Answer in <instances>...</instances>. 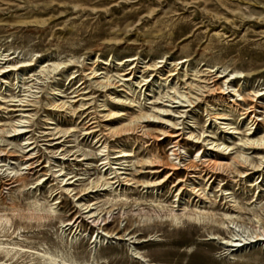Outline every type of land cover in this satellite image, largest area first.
<instances>
[{
    "label": "rangeland",
    "instance_id": "1",
    "mask_svg": "<svg viewBox=\"0 0 264 264\" xmlns=\"http://www.w3.org/2000/svg\"><path fill=\"white\" fill-rule=\"evenodd\" d=\"M132 68L136 78L125 82ZM0 71V151L16 156L0 159V264H264V151L245 143L264 139V109L252 130L246 115L255 96L264 108V0H0ZM208 76L211 95L185 85ZM233 90L248 101L229 102L224 93ZM111 107L128 113L115 127L142 126L151 137L100 127L108 135L98 143L101 133L87 127L94 116L107 124ZM23 115L30 120L21 124ZM176 124L182 160L160 134ZM18 126L26 133L14 132ZM129 140L123 149L132 157L118 161ZM30 151L34 172L24 160ZM152 155L163 165L158 180L167 166L216 156L248 165L195 179L204 200L192 192L177 198L172 183L144 186ZM110 167L126 183L79 200L110 178ZM63 180L77 197L61 198ZM89 205L109 222L104 229L87 218Z\"/></svg>",
    "mask_w": 264,
    "mask_h": 264
},
{
    "label": "bare ground",
    "instance_id": "2",
    "mask_svg": "<svg viewBox=\"0 0 264 264\" xmlns=\"http://www.w3.org/2000/svg\"><path fill=\"white\" fill-rule=\"evenodd\" d=\"M160 68H158V69H160ZM156 71H158V70H156ZM208 74L210 75L211 73H208ZM91 75L94 78H98L100 76V74H98V72H95V71H92ZM121 76L122 77H127V79L124 80L125 82H127V81H131L130 78H132V77L136 78V73H135V70L132 68V71L130 73L122 74ZM218 78H220V77H218ZM210 79H209V76H208L207 78H205L203 81H201L199 83L195 84L194 82H190V83H186L185 85H188L190 91L191 92H195L197 95H201V96H204L205 94H210L211 95V94L214 93L215 90L212 89V87L209 85ZM165 81H167V79ZM233 91H234V95L233 96H232L231 93H229V94L224 93V96L225 95L226 96L229 95V97H228L229 98V102H234V100H231V98L232 97L234 98V97H237V96L240 97V99H239L240 101H242V100L244 102L248 101L245 98H243L241 94L238 95V91L239 90H233ZM257 98L258 97L255 96V99L252 101L251 104H249V111L250 112H246V115L249 114V117L251 116V118H250L251 119V123H253L252 127L249 130H252L253 126L258 124L257 122L259 120H256V117L260 116V115H258V113H261V112H258V109H264L263 106L258 103V100H256ZM259 98H261V96ZM219 100L220 101H218V102L220 104H225V103L228 102V100L224 99V97H222V99H219ZM237 106H238V104H237ZM83 107H85V104L82 103L81 108H83ZM89 109L90 108H88L87 110L82 112L81 113V117L83 115L87 114V111ZM17 111H19V110H17ZM20 111L25 112L23 110H20ZM106 112L107 113L102 118H103V121L106 122L107 124H104L103 126L101 125V123H99V121H96L97 118L95 116L91 118L90 123L91 122L92 123L87 127V131H88L89 135L94 134L96 136L97 133H101V130L97 131V129L101 127L106 132H108V134H112L115 137L130 136V135H133L136 131H140V130H141L140 132L143 135L142 137H144V136H149V138L151 137L150 134H147V132L144 131V128L142 126H140L139 128L138 127L137 128H133V127L132 128H125L123 126L115 127L116 123H113L112 121H116L115 119H119V118H122L124 116H128V113H125L124 109L121 110V109H117L115 107H111L110 109H107ZM159 112H158L159 114H163L164 115L165 113H167V116L171 115L170 111H168V110L159 109ZM250 114H253V115H250ZM91 116H93V115L89 114L87 117H91ZM29 117H30L29 115H23L21 117L22 119L19 121V123H21V124L26 123L25 121L30 120ZM142 117L143 118L146 117V118L149 119L152 116H148V115H145V114L141 113V119H143ZM62 119L66 120V119H68V117L64 116ZM157 119H159V118H157ZM164 121L165 120L160 119V123L165 124V125L168 126L167 122H164ZM177 126H178L177 124L174 125V126H169V127H167L168 128L167 130L162 131L160 134H161V136H164L165 138L169 139V141H170V143L172 145V148H171L172 154L171 155L177 156L178 159L182 160V153H179V151L182 148V142H183L182 136H183V134L180 133L181 129L177 128ZM21 128H25V126L16 127L14 129L15 130L14 132L18 133V135H21L22 133H26V132L22 131ZM58 134H55V135H58ZM108 134H104L103 132L100 135L97 134L96 137L98 139V143H101L103 141V138L105 136H107ZM230 134L232 135V134H234V132H232ZM193 137H194L193 134L189 135V137L187 138V141L188 140L189 141H193ZM194 139H196V137H194ZM28 140H30V139H28ZM57 140H61V137L58 138ZM161 140L162 139H159L158 141H161ZM205 142L208 143L209 141L206 140ZM197 143H199V141ZM245 143L247 145L256 147L257 149L264 151V139H261V140L247 139ZM34 144L35 143H31V144L28 143L29 146H32ZM131 144L132 143L130 142V140H129V142L122 141V143L118 147L121 150L116 152V154H119V156L117 158H115V159H117L118 161H121V160H125L127 158L132 157L131 154H129L126 149H123V147H129ZM146 144H145V146H146ZM209 145L214 146V142L212 144H209ZM221 145H223V144H221ZM221 145L218 144V145L215 146L217 148V151H220V149H223V148H221ZM148 146L149 145L147 144L146 147H148ZM104 148H106V146ZM225 149L226 150H224V151L226 152V151H228L229 147H227V148L225 147ZM34 150H31V151H34ZM31 151L29 152L30 154L25 155L24 160H25V164L28 165L27 170L29 172H34L35 169H37L39 167V166H37L39 164V161H38V158L33 157V153H31ZM4 152H6V151H0V159L3 158V157H7V159H11V158H15L16 157L12 153H9V152L4 153ZM205 157H207V156H205ZM223 160H224V157L216 156L215 159H213V158L205 159L204 162L201 163V164H194V162H191V163L185 165V167L183 169L180 168V166L177 165V164L176 165H171L169 167L167 166L168 171L165 173V175H164V177H162V179L158 180L159 179L158 176L162 175L164 173V170L161 169L163 167V165L161 164V161L159 160V158H157V157L152 155L151 157L146 158L144 160V165H145V167L151 169L149 174L153 175V178L151 179L152 181H148L146 183L144 182V186H146L147 188H153L154 190L157 187L158 188L160 187L158 190H161L162 186L172 183V189H174V188L176 189L175 192H177V195H176L177 198L182 196L184 194V192H187V193L192 192L193 195H196L199 198L202 196L201 197V200H202L204 198V195H202V193H199L200 190L197 187L194 186L196 184L195 179H197L198 177L201 178V179L204 178L202 181H207V182L212 181L213 179L216 180L217 177H219L218 175L221 172L225 171L228 168L229 165L231 166L232 163L236 164V166H238L240 168H246L247 169L248 160L246 158H242V159L238 158V160H239L238 163H236L234 161L235 159L231 158V163L230 164H225L226 161L224 163ZM262 160H264V159H262ZM261 162H263V161H261ZM110 164L111 163L109 161V162L106 163V166H109ZM119 165H123V163L119 164ZM108 170H110L112 172L110 174L111 175L110 178H107L103 183L93 184L91 187L83 189L81 191V195L82 194L83 195L81 196V198L79 200H81L83 196H87L88 194L93 193V192H88L89 190L100 189L101 187H107V186L114 187L117 184H118V186H120L123 181L124 182L127 181L126 178H122L121 177L123 175L122 173L116 172V170H122L121 168H112V167H110V168H108ZM184 172H186V175H185L184 179L180 178L181 175ZM16 179H19V178H16ZM72 179L73 178H70L68 181H70ZM17 181L18 180H16L15 182H12V183H16ZM41 181H42L41 179L38 180V182H41ZM64 181L65 180L62 181V184H64ZM67 183H65L64 186L61 188V192L59 193V195H61V198H62L63 195L73 196V197L76 196L77 197L78 194L72 195L73 192L75 191V189H71V186L74 185V183L73 182H70L69 184H67ZM125 185L128 186V184H125ZM83 206H85V205H83ZM83 206H81V207H83ZM174 208L175 207H173V209ZM92 210L93 209H91V205L86 207V213L85 214H88L87 218L91 221L93 226L99 227L100 229H104V226H106L109 222H107L105 219H102V217H100L99 214L96 215V213L92 212ZM199 214H203L204 215V212L202 210H200ZM170 215H172V214H170ZM197 215H198V213H197ZM173 219H175V220L178 219V215L173 214ZM71 224H67V225L70 226ZM77 227H79V226H77ZM112 234H114V236H116L118 239H121L119 234H117L116 232H114ZM98 239H99V235L96 236V240H95L94 243H96L98 241ZM229 243H231V242H229ZM237 246H240V245L239 244H233V245L231 244L230 247H237Z\"/></svg>",
    "mask_w": 264,
    "mask_h": 264
}]
</instances>
